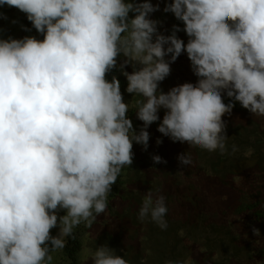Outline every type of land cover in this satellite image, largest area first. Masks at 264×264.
Masks as SVG:
<instances>
[{"label": "clouds", "instance_id": "obj_1", "mask_svg": "<svg viewBox=\"0 0 264 264\" xmlns=\"http://www.w3.org/2000/svg\"><path fill=\"white\" fill-rule=\"evenodd\" d=\"M5 6L43 38H0V264H52L74 228L105 212L122 168L133 163V142L146 150L154 122L172 142L224 154L222 117L236 102L264 117V0H165L186 43L177 25L159 31L151 0H0ZM182 53L197 81L164 92L160 83ZM116 69L125 91L141 97L138 132L120 80L108 79ZM178 160L191 163L185 154ZM167 211L165 197L149 191L138 219L167 229ZM88 251L92 264H128L106 244Z\"/></svg>", "mask_w": 264, "mask_h": 264}, {"label": "trees", "instance_id": "obj_2", "mask_svg": "<svg viewBox=\"0 0 264 264\" xmlns=\"http://www.w3.org/2000/svg\"><path fill=\"white\" fill-rule=\"evenodd\" d=\"M174 25L181 29L178 36H186L181 21ZM42 38L38 34L37 39ZM112 75L120 80L129 103L127 116L138 132L142 122L136 118L135 103L141 97L125 91L127 81L118 69L109 80ZM222 98L229 102L226 95ZM222 119L227 123L224 154L196 146L168 153L169 148L153 138L146 150L133 142V163L122 168L105 212L91 227L81 223L73 230L75 239L66 238L65 248L57 250L63 263L92 264L88 250L106 244L128 264H264V117L236 102L231 115ZM159 122L150 126L157 129ZM138 149L144 150L143 156ZM181 154L190 156L191 163L181 164ZM155 155L166 163H154ZM149 191L154 198L165 197L167 229L150 218L138 219ZM253 228L260 234L254 235Z\"/></svg>", "mask_w": 264, "mask_h": 264}, {"label": "rangeland", "instance_id": "obj_3", "mask_svg": "<svg viewBox=\"0 0 264 264\" xmlns=\"http://www.w3.org/2000/svg\"><path fill=\"white\" fill-rule=\"evenodd\" d=\"M153 4L159 3V11H156L151 14V18L160 22L158 29L161 33L168 35L171 33L172 26L177 21L173 14L165 13L163 8L165 7V0H151ZM168 3L171 0H167ZM0 12H3L7 19H0V38L7 39L8 37L20 39L24 36H36L38 37V33H36L35 29L32 27L31 23L26 19L24 13L20 12L15 8H9L7 6L0 8ZM23 26V27H22ZM24 28L30 29V31H25ZM178 36V35H177ZM180 39H182L185 43L187 42V36L179 35ZM171 72L168 77L165 78L164 81L160 83V89L164 92H167L170 88L180 85L185 82H191L193 84L196 83L197 77L193 74L190 68V61L187 58L186 53H182L177 60L170 65ZM128 72H131L132 67H126L125 69ZM164 109L159 110L158 115L160 119L164 115ZM155 126H149L147 131L150 134V138H153L154 141L160 139L164 145L169 148L168 153L171 152H179L180 150L190 147L187 143L180 142H172L168 137L163 136L161 133L157 131ZM135 150V148H133ZM135 152H138V155H144L143 149H138ZM141 157V155H140ZM172 166V165H171ZM205 181V180H204ZM203 182V181H202ZM64 212L61 211L59 215H63ZM81 226H77L74 229H78ZM58 232V228H54L51 230L52 235H56ZM53 262L52 264H64L61 258V255L58 254V251L52 252Z\"/></svg>", "mask_w": 264, "mask_h": 264}]
</instances>
